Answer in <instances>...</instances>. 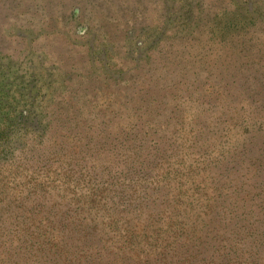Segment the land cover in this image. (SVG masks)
I'll return each instance as SVG.
<instances>
[{
    "label": "rangeland",
    "instance_id": "1",
    "mask_svg": "<svg viewBox=\"0 0 264 264\" xmlns=\"http://www.w3.org/2000/svg\"><path fill=\"white\" fill-rule=\"evenodd\" d=\"M4 1H22L19 11L48 8L54 19L78 6L117 40L130 10L147 6L141 22L151 24L159 9L154 0H0L3 44L9 40L1 27L18 11L2 7ZM46 39L49 52L64 53L61 36ZM92 80L99 106L85 113L97 119L83 143V169L77 170L72 155L78 140L63 138L70 149L62 152L71 161L69 179L59 171L52 174V188L15 194L12 177H0V264H264V196L255 186L264 180V111L230 101L239 84L224 90L228 96L184 91L169 97L171 114L161 111L160 133L147 137V113L134 114L135 99L136 126L121 148L126 136L117 137L95 115L108 107L106 114H116L113 124L131 129L123 106L132 92ZM244 196L254 197L252 206H242Z\"/></svg>",
    "mask_w": 264,
    "mask_h": 264
},
{
    "label": "trees",
    "instance_id": "2",
    "mask_svg": "<svg viewBox=\"0 0 264 264\" xmlns=\"http://www.w3.org/2000/svg\"><path fill=\"white\" fill-rule=\"evenodd\" d=\"M154 1L159 6L156 22H141L147 10L142 4L141 9L130 10L132 17L123 22L122 37L117 41L100 19L81 15L78 6L54 19L48 8L19 11L22 1L15 5L4 1L2 7L18 11L12 17L9 14V22L1 27L9 41L0 43V177L1 181L6 175L12 177L19 190L15 194L49 189L52 174L59 171L69 177L71 161L62 152L67 154L70 149L63 138L78 140L74 144L78 152L72 155L77 170L83 169L87 148L83 143L97 119L87 118L85 113L99 106L97 92L89 85L91 79L125 85L132 92L125 94L123 106L131 129L113 124L116 114H106L108 107L103 104L104 114L95 115L117 137L126 136L121 148L136 126L137 112L147 113V137L160 133L161 111L171 114L169 97L175 100L184 91L226 95L218 76L239 84L238 95L230 99L236 106L246 101L259 115L264 111V0ZM103 20L114 21L112 17ZM57 35L65 42V51L55 56L47 50L46 38ZM212 66L216 73L209 71ZM258 184L257 196L263 197L264 180ZM245 197L242 206H252L254 197ZM44 198L43 194L40 199ZM60 255L67 262V256Z\"/></svg>",
    "mask_w": 264,
    "mask_h": 264
},
{
    "label": "water",
    "instance_id": "3",
    "mask_svg": "<svg viewBox=\"0 0 264 264\" xmlns=\"http://www.w3.org/2000/svg\"><path fill=\"white\" fill-rule=\"evenodd\" d=\"M111 38L115 39L117 41V36L115 37L114 33L110 34ZM210 72H214L216 73L217 72V69L215 66H212V68L209 69ZM218 79H219V82L222 84V86L224 88H227L229 89L231 87V84H233L234 82V79H227V78H223L221 76H218ZM262 100L264 101V96L262 98Z\"/></svg>",
    "mask_w": 264,
    "mask_h": 264
}]
</instances>
